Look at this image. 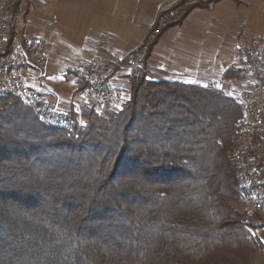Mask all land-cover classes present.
Segmentation results:
<instances>
[{
	"label": "trees",
	"instance_id": "1",
	"mask_svg": "<svg viewBox=\"0 0 264 264\" xmlns=\"http://www.w3.org/2000/svg\"><path fill=\"white\" fill-rule=\"evenodd\" d=\"M188 1L159 13L181 9L158 28L148 53L193 9L221 0ZM94 105L81 110L80 124L70 114L69 132L0 93V264H255L257 252L264 257V239L252 234L264 223L242 220L236 208L246 192L227 153L241 118L230 96L142 72L131 76L117 109ZM255 165L263 171L264 160Z\"/></svg>",
	"mask_w": 264,
	"mask_h": 264
},
{
	"label": "crops",
	"instance_id": "2",
	"mask_svg": "<svg viewBox=\"0 0 264 264\" xmlns=\"http://www.w3.org/2000/svg\"><path fill=\"white\" fill-rule=\"evenodd\" d=\"M175 1L11 0L12 10L27 23L25 35L53 43L47 74L33 80L34 86L56 100L64 112H77L76 107L86 98L84 88L65 69L82 60L119 89L129 90L130 67L114 66V61L137 48L159 12ZM238 8L232 0H221L208 9H193L153 46L146 61L148 77L214 87L223 92L234 90L239 78L225 77V72L240 69L236 63L238 48L253 34L251 23L247 25L250 14ZM55 27L61 28L57 37L49 32ZM26 72L34 74L30 67Z\"/></svg>",
	"mask_w": 264,
	"mask_h": 264
},
{
	"label": "built area",
	"instance_id": "3",
	"mask_svg": "<svg viewBox=\"0 0 264 264\" xmlns=\"http://www.w3.org/2000/svg\"><path fill=\"white\" fill-rule=\"evenodd\" d=\"M174 12L169 11L167 16ZM159 23H165L162 16ZM26 26V21L12 10L11 0H0V93L19 97L35 111L40 122L73 132L75 121L71 115L33 84V80L46 76L51 45L41 37L26 36L23 30ZM51 34L57 37L61 30L55 27ZM144 59V50L132 52L127 63L131 72L142 69ZM236 63L241 76L234 90L224 93L239 106L241 118L231 136L228 155L246 192L245 209L264 219V172L254 159L257 136L264 125V42L255 39L242 46ZM28 67L34 74L26 72ZM65 70L81 82L85 97L93 104L111 103L120 98L119 88L98 74L93 65L79 60Z\"/></svg>",
	"mask_w": 264,
	"mask_h": 264
},
{
	"label": "rangeland",
	"instance_id": "4",
	"mask_svg": "<svg viewBox=\"0 0 264 264\" xmlns=\"http://www.w3.org/2000/svg\"><path fill=\"white\" fill-rule=\"evenodd\" d=\"M196 1L197 0H189L187 3L188 4H193ZM233 4L235 5L237 10L239 9L238 7L240 6V7L243 8V10H245L246 14L247 13L250 14V16L248 18L247 25L250 26V23H251L252 28H253V34H251V35H249V37L245 38L243 43L238 48V51L240 50V48L242 46H244L245 44H247V43H249V42H251V41H253L255 39L257 41L264 42V0H240V4H236L234 1H233ZM174 11H175L174 15H169V16L163 15L162 16L164 18L165 23H167L171 19L177 18L178 15L181 12V9L177 8V9H174ZM160 20H161V16L159 18H156L155 23L153 24V26L148 31L145 39L143 40V42L137 48H135L132 51H130L122 60L114 61V63L112 61L114 66L115 65L118 66V65H121V64H127L129 55L132 52H135V51L140 50V49L145 51V59H144L143 68L139 69L137 72H131V69H130V73H129V82H130L129 90L123 91L122 89H119L121 95H120V98L118 100H116L115 102H111L109 104H102V105L101 104H99V105L95 104L94 106H98V107L102 106L101 108L108 107V108L117 109L119 106H121L128 99L129 93H130V87H131V76L132 75H140L142 72H146V74H147L146 61H147V58L149 56L148 54L151 52L153 46L157 42L154 45H152V48L150 49V52L148 53L149 46L151 44V41L153 40V38L157 34V31H155V30H157L158 28H161L162 26L165 25V23H159ZM216 21H217V19H215V22ZM58 28L61 30L60 27H58ZM52 29H50L49 32H51ZM50 45H51V52H50V58H51L52 54H53V43H50ZM49 64H50V60H49V62L47 64L46 72H47V70L49 68ZM110 64H111V62H110ZM147 76H148V74H147ZM240 76H241V74H240ZM92 105H93V103L91 101H89L87 98H85V99L81 100L80 106L76 107L77 112L76 111H72V113H76V116L75 115L74 116H75L76 122L78 124L83 122V119L81 117V110L84 107H90ZM59 108L61 110H63V108L60 105H59ZM229 148H230V145H229ZM227 153H228V151H227ZM258 160H264V125L260 129V131L258 133V136H257V150H256V153H255V163L256 162L258 163ZM263 172H264V169H263ZM245 205H246L245 201L236 205V208L241 213L242 220L247 221V222L252 223V224L264 223V219L260 218V216L258 214L251 213V212L247 211L245 209ZM252 234L254 236H259L260 238L264 239V227H258L255 230H252ZM255 264H264V257L262 256V254L260 252H257L256 255H255Z\"/></svg>",
	"mask_w": 264,
	"mask_h": 264
}]
</instances>
